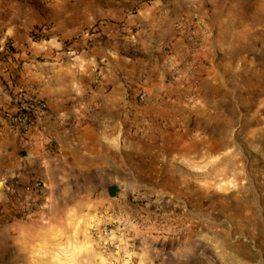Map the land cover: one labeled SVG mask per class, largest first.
Segmentation results:
<instances>
[{
    "label": "rangeland",
    "instance_id": "1",
    "mask_svg": "<svg viewBox=\"0 0 264 264\" xmlns=\"http://www.w3.org/2000/svg\"><path fill=\"white\" fill-rule=\"evenodd\" d=\"M194 3L175 23L189 66L182 98L152 113L141 91L128 106V134L155 147L67 235L79 262L39 238L18 253L0 248V264H12L7 250L28 260L15 264H264V0ZM200 66L222 79L201 87Z\"/></svg>",
    "mask_w": 264,
    "mask_h": 264
},
{
    "label": "crops",
    "instance_id": "2",
    "mask_svg": "<svg viewBox=\"0 0 264 264\" xmlns=\"http://www.w3.org/2000/svg\"><path fill=\"white\" fill-rule=\"evenodd\" d=\"M194 1L0 0V43H15L13 60L0 61V234L8 235L0 248L18 253L41 238L43 246L61 249V261L79 262L78 245L67 235L85 227L80 221L91 200L117 192L128 181L127 167H141L148 149L128 134V106L139 107L141 91L152 113L161 100L167 109L182 98L189 66L175 23ZM196 73L201 87L213 73L223 77L202 66ZM22 94L47 103L25 135L9 123ZM137 172L131 170L130 181L139 180ZM12 178L41 181L45 208L30 218L8 209ZM5 261L28 260L7 250Z\"/></svg>",
    "mask_w": 264,
    "mask_h": 264
},
{
    "label": "built area",
    "instance_id": "3",
    "mask_svg": "<svg viewBox=\"0 0 264 264\" xmlns=\"http://www.w3.org/2000/svg\"><path fill=\"white\" fill-rule=\"evenodd\" d=\"M150 0H137L136 6L148 3ZM136 9V8H134ZM130 13H133L132 11ZM38 34L34 32V37ZM15 43L11 40H2L0 43V61L13 60ZM7 69L4 68V71ZM98 80V77L95 78ZM21 95L22 103L17 110L10 116V130L19 132L22 135L27 134L33 127L34 120L43 116L47 110V103L37 98H31ZM145 92L138 94L139 99L145 97ZM52 144L48 143V148ZM6 192L9 197L8 209L14 210L22 218H30L36 211L45 208V186L39 180H32L28 183H21L16 178L6 186ZM121 224V223H120ZM122 224H125L122 222ZM127 224V223H126Z\"/></svg>",
    "mask_w": 264,
    "mask_h": 264
},
{
    "label": "trees",
    "instance_id": "4",
    "mask_svg": "<svg viewBox=\"0 0 264 264\" xmlns=\"http://www.w3.org/2000/svg\"><path fill=\"white\" fill-rule=\"evenodd\" d=\"M115 194V192L114 191H111V189H110V195H114Z\"/></svg>",
    "mask_w": 264,
    "mask_h": 264
}]
</instances>
